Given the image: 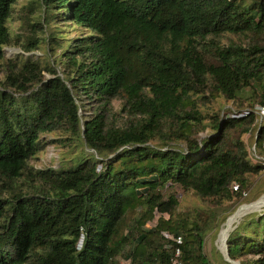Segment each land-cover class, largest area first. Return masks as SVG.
<instances>
[{
  "label": "trees",
  "instance_id": "1",
  "mask_svg": "<svg viewBox=\"0 0 264 264\" xmlns=\"http://www.w3.org/2000/svg\"><path fill=\"white\" fill-rule=\"evenodd\" d=\"M16 1L0 0V264H119L126 244L130 264H210L216 208L264 170V0H30L32 28L85 29L42 37L59 47L57 73L23 54L42 39L11 32ZM8 44L20 46L17 63L1 61ZM113 99L121 120L108 118ZM88 101L91 114L79 113ZM57 130L90 151L34 166ZM174 185L200 204L179 209ZM135 206L139 228L116 237ZM154 210L168 216L144 227ZM225 248L238 264H264V210L230 229Z\"/></svg>",
  "mask_w": 264,
  "mask_h": 264
},
{
  "label": "rangeland",
  "instance_id": "2",
  "mask_svg": "<svg viewBox=\"0 0 264 264\" xmlns=\"http://www.w3.org/2000/svg\"><path fill=\"white\" fill-rule=\"evenodd\" d=\"M30 0H17L14 3V6L12 8L11 16L9 20L7 21V24L13 34H16L18 36L17 40L24 41V37H26L30 31H34L35 34L40 38L41 42L38 44V48H34L31 51H24L23 54H26L30 58L38 59L40 63H49L53 64L57 71L59 72V67L57 66V63L53 60V57L57 56V51L59 50V47L57 44L54 43V40H48L46 42L42 37L46 36L50 32H56L57 29H59V33H62L64 37H76L80 36L81 33L85 31V29L75 23L72 22H64V23H58L57 21L51 20L47 23H42V29L40 30L38 27L32 28L30 26V22L36 20H39L38 18V8L36 6V3L34 2V6L29 3ZM3 55L1 61L5 63L13 62L17 63L20 53V46L18 44H8L4 45L2 47ZM53 63H52V62ZM41 73L45 77H49L50 74L46 70H41ZM3 75V71L0 68V78ZM218 100V97L213 101V105H216V101ZM219 102H222L223 100H218ZM93 104V101H88L84 104L85 110H80L79 113H89L91 114V105ZM229 103L227 101H223V106H228ZM108 118L109 120L116 121L121 120L123 118V115L120 111H118V99H113L111 101V104L109 105V111H108ZM64 132H60L57 130V139L59 141L53 143L51 141H48L45 145V148L43 151L39 152L37 154V158H31L32 164L36 167L38 166H44L49 165L51 167L56 168L60 164L67 163L69 159L74 155V153L82 149L85 152L90 151L87 147L84 145H71L70 140L68 138H63ZM197 134H203V131H198ZM55 137L53 133H43L41 137H45L46 140H48L50 137ZM244 142L246 143L248 156L251 159H254L253 152L251 151V140L248 135V133H244L242 135ZM254 153L257 154L254 150ZM258 155V154H257ZM175 186V185H174ZM164 189L167 190L168 186L164 185ZM173 189L176 191L177 199L179 201V209L186 208L185 205L191 206V205H198L200 204V200L190 191H183L178 186L173 187ZM264 196V170L259 173L257 176H255L253 185L250 188V190L247 192L244 198L231 200L221 207L216 208V211L218 212V217L224 218L219 221L215 228H212L209 230L203 238V251L206 254L210 264H224L223 261H226L223 258L222 252L225 246H223V238L228 233L230 229H232L237 223L240 221L247 219L252 214L259 213L264 210V203L260 206H252L254 203L259 201ZM243 204V205H241ZM241 205V206H240ZM252 206V207H251ZM247 208V209H246ZM139 209L138 206H135L133 208H128L124 215L119 222L118 225V234L116 237H119V235H123L127 233L128 228H139L138 225L135 227V221L134 218L137 215V210ZM245 209L238 215V212L240 210ZM235 211V212H234ZM234 212V213H233ZM233 213V214H232ZM232 214V215H231ZM168 216L167 212H158L156 210L153 211V216L150 219H147L146 222L143 224L144 227L153 226L156 224V221L158 217L166 218ZM229 216V217H228ZM228 217V218H227ZM228 224L227 231L223 236H220L221 228L223 225ZM164 233V231L162 232ZM149 235L150 233H146ZM127 245V244H126ZM126 245L122 246L119 245V250H121V253L119 255H116V258L119 262V264H130L129 259L124 257L126 249ZM228 262V261H227ZM238 262V261H237ZM228 264H230L228 262Z\"/></svg>",
  "mask_w": 264,
  "mask_h": 264
},
{
  "label": "built area",
  "instance_id": "3",
  "mask_svg": "<svg viewBox=\"0 0 264 264\" xmlns=\"http://www.w3.org/2000/svg\"><path fill=\"white\" fill-rule=\"evenodd\" d=\"M255 111H256L257 116H258V121H260L261 119H264V107L263 106L255 105ZM250 148H251V151L253 152V156L255 158H260L257 154L254 153L253 145H251ZM177 253H178V250L175 249L174 254L177 255ZM169 264H185V263H182L178 259L173 258Z\"/></svg>",
  "mask_w": 264,
  "mask_h": 264
},
{
  "label": "bare ground",
  "instance_id": "4",
  "mask_svg": "<svg viewBox=\"0 0 264 264\" xmlns=\"http://www.w3.org/2000/svg\"><path fill=\"white\" fill-rule=\"evenodd\" d=\"M263 203H264V196H263V198H261L259 201H257L256 203H254L252 206H260V205H262ZM241 205H243V204H241ZM241 205H240V206H241ZM252 206H251V207H252ZM246 209H247V208H246ZM244 210H245V209H243V210L241 209V210L238 212V215H239L240 213H242V211H244ZM234 212H235V211H234ZM234 212H233V213H234ZM233 213H232V214H233ZM232 214H231V215H232ZM228 217H229V216H228ZM228 217H227V218H228ZM227 228H228V224H225V225L222 226V228H221V232H220V236H223V235L225 234V232L227 231ZM233 264H236V263H233Z\"/></svg>",
  "mask_w": 264,
  "mask_h": 264
},
{
  "label": "water",
  "instance_id": "5",
  "mask_svg": "<svg viewBox=\"0 0 264 264\" xmlns=\"http://www.w3.org/2000/svg\"><path fill=\"white\" fill-rule=\"evenodd\" d=\"M226 235H227V234H226ZM226 235H225L224 238H223V246H225V238H226ZM222 255H223V258H224L226 261H228L230 264H233V263L238 264L237 260H234V259H231V258L228 257L227 252H226V248H225V247H224V249H223Z\"/></svg>",
  "mask_w": 264,
  "mask_h": 264
}]
</instances>
